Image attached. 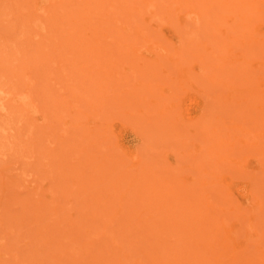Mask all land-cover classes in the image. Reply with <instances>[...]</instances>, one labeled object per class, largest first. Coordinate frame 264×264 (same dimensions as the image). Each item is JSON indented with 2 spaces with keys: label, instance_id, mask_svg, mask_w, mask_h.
I'll use <instances>...</instances> for the list:
<instances>
[{
  "label": "rangeland",
  "instance_id": "rangeland-1",
  "mask_svg": "<svg viewBox=\"0 0 264 264\" xmlns=\"http://www.w3.org/2000/svg\"><path fill=\"white\" fill-rule=\"evenodd\" d=\"M78 1L79 0L77 1L76 0H0V264H132V263L133 264H139V263L140 264H144V263L145 264H152V263L158 264L157 261L156 262L151 261L149 263L150 260H153L152 258H155V259L159 258V257H154L155 254L153 253L155 252H151L152 253L151 254L149 250L150 248H152L151 246L153 242L158 243V239H157L158 236L154 237L155 240H153L154 238H152L151 240V239H148L149 237L148 238L145 237L146 235L145 232L146 231L148 232V229H149L148 233H151L149 226H147V224L151 222L150 218L158 219V217L157 216L155 217V215L153 218L152 216L150 217V214L152 213L153 210L151 211V213L149 210L151 206H154L155 204H157V196L155 194L158 192L162 194L161 191L162 189H165L163 187H165L166 185L164 184V186H162L161 189L157 188L156 183H158L157 181H159L158 180L159 178H158L157 180H155L154 183H152L153 184L152 187H150L151 186L149 185L151 184L150 181H154L155 178L153 179L152 177H149V176H153L154 171H156L155 173L156 174L159 173L158 174L159 176H161L160 174H162L163 176L166 175L165 179H162V180L164 181L167 180L168 182L173 181L174 180L173 177L176 178L177 175L180 173H182L184 176L198 178L200 175V171H196L194 166L183 168L182 170L183 172L182 171L180 172V169H179V172H178L175 169L176 163L181 165V163L179 162V158L180 160L184 158L183 161L185 163L186 162L185 160L187 159V152L193 146L192 144L197 142L196 144L201 145V148H203L206 145V142H207L206 140H208L207 135L210 134L211 128L213 127L216 128L217 125L219 126L223 122L226 123L230 120V119L225 118V116H227L228 113L222 110L224 105H222L221 107L220 106L218 107L219 105L217 104L218 101L215 102L216 105H214L213 101H211V100H216L217 92H220V90L217 86L209 83L208 79H206V76L204 74L207 71L206 70L203 71V64H204L203 62L205 59L204 56H206L207 58L205 61H209L208 65H206L205 67L209 65L214 66V64L217 62L216 60L218 59L216 58V60H214L215 58L212 59L211 57H207V55L203 53V50L199 51L201 49L197 47V49L199 50L195 49L197 52L195 50H194L195 53L192 52L194 55L193 57L194 60L188 61V60H191L190 58H192V54L189 53L186 42L183 41L184 43L182 44V42L179 41L180 39L183 40L184 38L182 37H186V34L189 33L190 31L192 32L195 27L196 28L194 29V31H195V34L197 35L196 39L194 37L195 36L194 33H191L193 36L188 34V38L192 37V39L194 40V43L195 41L203 42V43L204 41H206L205 44L206 43L208 44L210 42L208 41V39L213 34L210 33V36H209V32L207 31L208 32L207 34V32L205 31L203 32V37H202L201 32L204 31V29L207 30L206 29L207 24L205 23L203 24L201 19L193 18L195 17L193 14L194 12L192 13L188 12L189 8L187 6H186L187 8L185 7L183 8V10L180 11V15H182L181 17L184 16V18H186L185 19L186 21L184 20L183 23L180 22L182 25L180 23H177L176 21L169 22V20H172V18L168 14H165L167 15L166 17L161 18L164 20V22L159 20L160 18L158 16L155 17L157 18L158 23L159 22L163 23L161 26V29H159L160 35H158V37L156 36V34L154 35L157 38L153 37L154 33L151 32L152 31L150 29L151 26L148 25L150 27L148 28L147 24L146 23L143 24V20L140 18V21L142 22V24L139 22L140 23L139 26L141 25L140 26L141 28L144 27L145 29L144 28L143 29L145 32L148 29L149 33L151 32L150 34H152L151 35L152 37L150 36V39L154 38L152 40H156L154 43L150 41L149 42L154 46L159 43V45L157 46L158 47L160 46V47L158 48L157 46H155L154 48H156L157 50L158 49L161 50L162 48L161 51L159 50L161 53L162 51L165 52L164 50L165 49L168 50L170 47L169 52H171V50H174L173 48L174 43L177 45L180 43L179 47L180 46L182 47V45L185 44L184 47H182L184 48L183 53L182 51L180 52L182 54L187 53V52L190 54L188 57L183 56V59L186 60V62L184 61L187 65L186 67L188 68L186 69L189 70V73L193 72L191 75L195 77V79H196V76L199 75L197 73H201V76H200L201 80L197 77L200 81L199 82L197 80V82H199L198 83L199 87L195 85L197 84V82L194 83L195 81L193 82L194 80L193 78L192 82L194 83V86L188 87L187 91H185L184 88L183 90H178L180 94L177 93V96L174 97L175 103L177 102L176 104L179 105L176 108L177 112L180 110L178 113L176 112L177 115H179V120H180L178 121L179 123L176 122L179 128L177 126H176L177 128L175 127L176 123L173 122V120L175 121V119H171L168 115L164 117V120H162L163 118L159 115V118L160 119L162 118L161 120H157V121L153 120L155 122L150 121V124H149L148 121L150 119L152 120V118L154 119V116H155L154 114L158 112L150 111V113L155 112L153 114V117L150 118L149 116H151L152 114L150 115V113H147L148 114L147 115L145 112L142 111V108H144V110L146 111L145 107L147 108L148 106L141 105L140 107L141 111H138L136 109L137 107L136 105L135 109L139 113L141 112V114L143 115V117H141L142 115L139 114L137 111H135V109L134 110L129 109V107H126V106L124 108V105L123 106L117 105L120 103L121 98L119 99L120 101L117 99L116 100L113 99L114 97H116L113 91L114 89L116 90L115 88L116 84H114L113 81L109 82L110 79L107 81L105 78L106 72L108 73V70H105V69L107 68L109 69V67L111 66H109L106 63V60L109 57L108 55L110 54H105L104 52L109 53L108 51L111 50L110 46L112 47L113 44H115L113 43L112 45H110L112 41H111V36H108V35H110V33H112V31H114L115 29L118 30L117 27H119V24H120L119 21L113 20V16L112 17L109 16V12L111 11V8L113 7V5L110 6V3L108 5L109 0H105V1L99 0L98 2H96V0H86V2L84 0H80L79 2ZM124 1H125L124 2L125 4H129L128 1L130 2L131 0H128V1L124 0ZM136 1L137 0H135L134 3L132 1L130 2V4L133 3L135 5ZM101 2L104 3L105 5L102 4ZM109 2H112V1L110 0ZM166 2H168V0H166ZM117 3L123 5L122 0H119V1L117 0L114 2V4L116 5ZM83 5L85 6L86 9H88V7L89 8L93 7L92 8L93 13L92 12L91 13L95 15L98 14L97 16L94 15V17H92L93 16L92 14L89 15L90 13H87L88 14L87 16V14L85 13V17H84V15H82L84 12L81 13L80 16H83L84 18H86V20L83 19V22L88 21L87 24L86 22L85 23L80 22L78 20V15H76L78 11L80 10L82 11ZM116 5H114V7H116L117 11L119 12L118 15L120 16L124 15V13L126 12H130V13L133 12L131 8L124 7V6H123L124 9L128 8L129 10L128 9L124 10L123 7L120 8L119 10L118 7L121 5L119 6H116ZM79 6H81L82 9L78 8L79 10L77 9L78 10L77 11L76 8ZM102 6L104 9H102ZM109 6L111 8H109ZM123 10L125 12H123ZM86 11L89 12L88 10ZM157 12L159 13V11ZM74 14L75 16H77V18L74 16ZM156 15L158 14L155 13V16ZM81 18L82 17H80V19ZM190 19L193 23L194 22L196 23H194L195 24L194 25L191 22V24L194 26L192 27L189 25L188 27L189 29H188L186 28L187 27L186 25L190 24L189 23ZM89 20L94 21L96 24L92 23V21L91 23H89ZM96 20L98 21L96 22ZM154 20H152V22H154L153 24L157 25L158 24L157 20L156 22ZM114 22L117 24H113ZM185 22H187L186 25H183ZM79 23H81L82 25ZM174 23L177 24V26ZM90 24L93 25L94 27H91ZM99 24H100V27H99ZM200 24H202L201 25L202 30H200L201 29ZM135 25L136 23L134 24V26ZM144 25L147 27H145ZM178 25L180 26V28L182 27V29H180ZM203 26H204V29H203ZM85 27H87V29ZM167 27L169 28L167 29ZM175 27H177V29ZM197 27L198 29L200 28L199 29L200 31L197 29ZM99 28L101 29V31L98 32V35L94 34V32L98 31L97 29ZM105 28L106 30H104ZM211 28L213 30V26H211ZM107 29L110 31H108ZM72 30L73 31L76 30L75 31L76 33L73 32ZM162 30L167 35L163 34V37H162L161 36ZM179 30H184V31L179 32ZM183 32L185 34H182ZM77 33L79 35H77ZM81 33H83L82 36H80ZM67 34L69 35L67 36ZM70 34H73L74 36L76 35L75 37L78 38L76 39L79 44L77 42L76 43L71 42L73 40H71L70 37H73V35H70ZM83 35H84V38L82 40L81 38L83 37ZM95 35L100 36L99 39L97 36L96 38L97 40H100L101 42L100 41L97 42ZM90 36H91L90 39H92L91 40L92 43L88 42L90 40L89 39ZM115 36H113V38ZM164 36H167L168 38L171 37V40L170 41L167 40L168 38ZM204 36L206 38L208 36V39H206ZM92 37L95 39L93 40ZM202 38L205 40L203 41ZM192 39L190 40V42L191 44H194ZM211 40H212V43L215 42V39H213V37L211 38ZM82 41L84 43V47L82 46L83 45L81 43ZM93 41H95L94 44H93ZM68 42L69 44L75 43L76 45L71 46L68 44ZM134 42L135 41H133L132 43L135 46L139 45L137 42L135 43ZM99 43H102L100 47H98ZM141 43H142L141 45L143 46L144 43L143 42ZM170 43L172 44L171 45L172 47L170 46ZM67 44L69 46H67ZM85 44L87 45V47L85 46ZM92 44L94 46H91ZM161 44L165 46H161ZM92 47L94 48L96 47L97 49L95 48L94 50L93 48L92 50ZM88 49H91V50L88 51ZM76 52H78L80 55ZM146 53L151 54V52L149 51H146ZM162 53L161 55H164ZM196 53L198 57L195 55ZM104 55L107 58L104 57ZM115 55L116 54H114L113 57H116ZM110 56L112 57V55ZM119 58H121L120 60L122 61L123 64H125V62H123L124 57L122 56ZM185 58H189V59H185ZM209 59H212L211 60L212 62L214 60L213 62L214 64ZM120 60L119 62H121ZM160 61L163 65V66L161 65V67L162 69L165 70V72L164 70L160 68L159 69L162 72L160 70L159 72L163 73V75L165 74L166 77L164 78L163 75H159L157 78L158 79L160 78V80H163V78L166 79L165 82L168 81L167 85L171 84L167 86V88L172 89L173 87L171 88V86H173L174 82L177 81V80L174 81L173 78L177 77L178 74L177 73H175L174 75L172 74L173 73L171 70L172 66H170L171 64H169L170 57L162 58ZM96 62H99V63H96ZM199 62L203 64L201 65L199 64ZM111 63L114 65L116 62L114 63L112 61ZM123 64H121V66L118 65L119 66L118 69L122 68ZM98 65L101 66L100 68L103 67L104 71L101 70L100 68L98 69L99 67ZM104 65H107V66H104ZM197 66H200V67H197ZM128 68H130V65H128ZM122 71H123V68L121 72ZM97 73L100 74L101 76L104 75L105 76V77L103 76L105 78L104 80L106 82H109L107 85H111L113 83L114 85L112 84L111 86H114V88L112 87V90H111V87L109 88L108 86L107 88L109 89H107L106 87H103V89L100 90V85L103 83L104 84L106 83L103 80V77H102V80H101V77H98ZM140 74L142 73L139 72V75ZM142 76L143 77H141V79L143 78L146 81H148V79H146L144 75ZM145 80L144 81L142 80V81L145 82ZM202 80L204 81V83ZM162 82L164 83V81ZM206 86H207V89H205ZM191 87H193V89ZM214 89H215L216 95H214L215 94ZM91 90H93L94 93ZM108 90H110L111 93H114V95L111 93L108 94L109 96L110 94L111 96L113 95V98L110 96L112 99L109 98L108 105L110 106L111 104L113 106L114 104L117 103L116 105L118 106V108L120 106V109H118L119 111L118 110L117 111L121 112L122 110H124L126 111L127 116L124 115L121 118V113L119 114L117 112L116 113L118 115L117 114L116 116L111 115L112 109L114 108L117 109V107H115L116 105H114L113 107L110 106L109 108L111 109L110 112L108 111L109 109L108 110L106 109V107L108 106L106 102V99L108 101V98L106 96L108 95H105V93ZM101 91L102 92L104 91L103 98L105 97L106 98L102 99V101H105L104 104L106 103L107 106L106 105L104 106L102 101L100 102L97 101V100H100L101 98V95H102L100 94ZM212 92H213V96L211 95ZM98 94L100 97L98 96V99H97ZM201 94H203V96ZM84 95L86 98L83 97ZM207 96L210 97L211 99L208 98ZM142 97H146V95ZM206 98L210 99V102L208 99L207 101ZM132 99L134 98L132 97ZM86 100H88L89 102ZM94 101H96L97 103L99 102L98 103V106L100 105V107L98 108L99 110L97 108L94 109L95 105L97 106V103L96 102L94 103ZM113 102H116V103L113 104ZM90 104L92 105L90 106ZM133 104L135 103L132 102V105ZM208 104H210L209 109H207V107H209ZM85 105L87 106V109H85L86 108ZM88 106L91 108L89 109ZM103 106L105 107L106 111L110 113L109 114L110 117L109 115L106 114V111L103 109L104 108ZM205 106L207 107L205 108ZM215 106H217L218 108H216ZM121 107H123L122 110H121ZM214 107L218 111L220 110L219 111L220 114L224 113V117H223V114L221 116L219 112L214 109ZM211 108L212 110H210ZM101 110L102 111L104 110V111L101 112ZM207 110L210 111L209 114L206 112ZM129 111H131L132 113L133 112L135 113L136 116L133 117V119H131L130 115L128 114ZM211 111L215 114L216 112H218L217 114H219L221 117L219 115L217 116V114L214 115ZM112 114H115V112L114 113L112 112ZM201 114H203L202 116H204L205 118H207L208 115H211V116L210 117L208 116L206 120L204 117L200 118ZM102 115H105L107 119L106 117H103ZM131 115L133 116L134 114H131ZM117 116L118 117L120 116L119 117L120 119ZM138 117L140 120L138 119ZM211 117L215 118L218 124L213 119L211 121L210 120ZM142 118H146V119H142ZM222 118L225 119L226 122L225 121L222 122ZM124 119L126 122L124 121ZM128 119L130 122L127 121ZM187 119H192V120H189L188 122ZM217 119H219L221 122ZM142 120H146V121L144 122ZM182 120H185L186 122L185 121L183 122ZM209 120L212 125L209 123ZM94 121H96L97 123L99 122V123L96 124V122L94 123ZM160 121H164L162 123V126L160 125L161 124ZM190 121H193L194 125ZM198 121H200V123H198ZM151 122H153L154 124L153 123L151 124ZM158 122L160 123L159 125H158ZM187 123H192L190 124L191 128ZM197 123L199 125L200 124L203 125L206 123V125L199 127V125L197 126ZM92 124L93 125L96 124V125L93 126ZM139 124L141 125L143 124L146 129L143 126L141 127V125ZM171 124H174L173 125L174 130L176 129V131L174 132L175 134L172 133V131L174 130L171 129L170 127ZM181 124H184L182 127L186 128V130L189 128L187 130L188 133L186 130L185 132L182 131L184 129L180 127ZM138 125L139 127H141L140 128L141 132H143L144 129L147 131V129L149 128L148 126L152 125V127L150 126L151 129L149 128L150 131L151 130L152 131L149 132V129H148L147 132L149 134H147L146 131H144V133H141L139 132L140 130H139ZM154 125H156V127L158 126V128H156ZM95 126L96 127L99 126L97 127L98 129L96 128L99 131L105 128L106 132L103 131L102 133L100 131L102 134L100 135V132L98 134L96 132L97 131L96 129H94L93 131V127ZM194 126L196 127L197 131ZM155 128L157 130L161 128V130H158V131L159 133H161L160 131H162V136L158 134ZM200 128L205 129V131L208 130L209 132L207 131L206 134H204L203 130H202L203 132L199 131ZM180 129H181V133L185 134V135L182 134L183 137L184 136L185 138L187 137L186 138L187 140L185 138L184 139L182 138L180 131H179ZM191 129H192V132H189V130L191 131ZM89 130L91 131L90 135L93 132H96V134L93 133V138H89L90 136L86 135V133L90 132ZM154 132L158 134L159 137L155 135ZM152 133H154V136L155 138L157 137V139L158 138L160 139V137L161 138L163 137L164 140L163 141L161 140L160 143L164 142V145L166 144L170 146V149L172 148V150L170 151L168 149L169 147L167 146L168 150L167 149L163 150L166 153L165 156H164V152L162 154L161 148H159L158 152L155 151L152 154L150 153L152 152L150 150L152 149L150 145L151 146L154 144L158 145L157 139L156 141L154 140L155 143L153 142L154 136L152 137ZM141 134L145 135V137L143 138L142 137L143 135L141 136ZM171 134L172 136L174 134L173 139L175 141H173ZM200 134L203 136L202 138ZM146 135L151 136L150 139L152 138V140H150V142H149V137H146ZM190 135H191V138H190ZM198 135L200 138H196L198 137ZM99 136L101 137L103 141L106 138L109 140L108 143L106 141L107 145L105 144V142L103 143L106 146L101 144L102 143L100 141L101 139H98L100 138ZM89 139H90V142L93 140L92 141L93 143H89ZM197 139L198 141H196ZM97 140L100 142L96 143L98 142ZM144 140L148 141V143L146 144ZM172 141L175 142L176 147L172 146V143H173ZM204 141L205 143H202ZM84 142L85 143L88 142L89 144L86 143L87 144L86 146L87 147L89 146L91 148L87 149V147L84 146L85 145ZM151 142H153V144H150ZM188 142H191V143L193 142V143L190 144ZM201 143L203 144V147ZM90 144L92 146H90ZM98 144L99 146L100 144L103 145V148H102L103 151L101 147L99 148ZM148 144L150 145L148 146ZM164 145L162 144V147ZM73 146H74V149H73ZM77 147L79 151L77 150ZM75 148L77 152L75 151ZM156 148L155 150L158 149ZM164 148H166V146L163 147V149ZM91 149L93 151H91ZM99 149L103 155L101 154ZM179 151H182V152H179ZM144 152L146 153L145 154L146 156L142 155L144 154ZM74 153H76L77 156ZM95 153L97 155H95ZM82 154H84L85 156L84 155L82 156ZM87 154L89 156H87ZM147 154H150L148 155L150 160H148ZM153 154H155L156 156ZM94 156L95 158L97 157L96 160H94L95 159ZM108 156L111 158L110 160L108 159L109 158ZM87 157H89V159ZM106 158L110 162H108ZM157 158L160 164L157 163L158 162ZM249 159H250L249 161L251 162V164H257L255 162L254 157H250ZM122 160L126 163V165L125 163L122 162ZM142 162H143V165L141 166L140 163ZM121 163L125 166L124 170L121 169L122 167H120L122 166L120 165ZM184 163L182 162V164ZM107 164L110 166H108ZM137 164L139 165V167L136 166ZM156 165L159 166V168L161 167V169H159ZM162 166L164 167V169ZM177 166L176 168H180L179 166L178 167ZM126 168H128V170ZM132 168L134 169V171L136 169L143 171L145 175L144 179L149 180L148 182H150L149 184L146 182V184L149 185V187L151 188L150 189L146 186L144 180H143L144 182L142 181V183L145 184V186H143L142 189L144 190L147 189L149 192L148 194L147 192L142 190V193L143 192L145 193L144 195L148 194V196H144V198L148 199V202L145 199L147 204L145 203L144 200H143L144 203L143 202L142 204L139 203V201L143 199L141 196L142 193L139 192L140 183L137 184V187L134 186L136 189L134 187L132 188L134 191H131V193L134 194L135 192L136 195L135 194L134 195H135V198L137 199V204L139 203L138 205H136L138 208L136 211L134 210L135 205H133L132 202L129 203L127 200L130 198V200L132 201L134 199L133 195L130 193V191L126 190L128 193L132 195V198L131 197L126 198L127 193L125 191V189L130 188V186L132 187L134 185L132 181L136 180L135 173L131 171L133 170ZM142 168L144 169L142 170ZM115 169H118L119 172ZM174 169H175V172H174ZM98 170H101V171H98ZM112 170H113V173L111 172ZM190 170H192L194 174L192 173V171L190 172ZM122 172L124 174H122ZM148 172H149V175H148ZM131 173L132 175H130ZM107 174L109 175L107 176ZM92 176H94V178ZM109 177H111V179H109ZM220 177H223L221 173H220ZM97 178L99 179L97 180ZM228 178H231L229 177V173H228ZM232 178H233V183H234V189L238 188L237 189L238 191L237 190L235 191L238 192L239 197H241L242 199L244 198L246 202H247V199H249V202L251 204L247 202L245 203L246 205L243 206L242 202L244 200H242L239 203L233 205L229 209L232 212L233 216L231 219L228 220L229 225L226 226V228L223 227L222 230H223V233L228 235V237H232L231 239H233L234 236L236 237L237 235L238 236L237 240L242 241L244 240V236H241L238 233H242L243 235H246L249 233H251L250 235L257 234V228H255L254 225L251 226L252 228H249V227H246L245 224H246V221L249 219V217L253 216V214L257 210V206L259 202L258 200L259 199L262 200L264 196H261L259 198H257L258 196L257 197L255 196L254 198L248 192V188L251 187L253 183L252 181H254V179L253 180H251L250 178L236 179V177H232ZM115 180H117V182ZM219 180L222 183L229 182V179L228 180L219 179ZM178 182H180V180ZM178 182L177 184L173 183V185L174 184L178 185ZM216 183L219 184L218 181ZM183 184H185V182ZM218 184L213 185V183H211V185H213L212 187H215V188ZM243 186H244V189H243ZM222 189H223V186L221 190ZM243 190H247V192ZM150 191H151V194H150ZM130 194H128V196ZM211 197H213V194ZM113 202H116V203H113ZM120 202H121V205H120ZM169 205L170 204H167L166 207H169ZM157 207L158 206L155 205V211ZM126 208L130 209L132 212L134 211V214H130L129 212L130 215L127 213L126 214L127 216H126L125 215V213L127 212L125 210ZM113 210H115V212ZM237 211H240L245 214H248V213L249 214L247 218H242L239 222V221H236V219L238 218L237 215L236 216L234 215V212H237ZM260 215H258V217H255V218L257 220H260L262 216L264 217V215L262 216ZM104 216L105 218H103ZM127 219H131L133 222L134 220H137L136 222L140 224V226L137 224L139 226V230L142 229V231L138 232L137 230L138 226L135 228L136 225L134 223L133 224L135 226H129L128 224L130 223L128 222L126 223ZM159 219L163 220V218H159ZM131 220L130 222L132 223ZM163 223H164V220H163ZM233 234H236V235L233 236ZM143 237L147 238L146 241L145 239L144 241L141 239ZM139 240H142L143 242H146V243H142V241L140 242ZM159 243L157 245H161ZM138 246L139 247L143 246L141 247V249L143 248L142 249L143 251L140 249L137 250ZM182 251L184 250H180L179 254L177 256L174 255V257L176 256L177 258L178 257L181 258L182 253H183ZM169 252L171 251H168V253H166L167 256H170ZM146 256H148V258ZM163 256H160L161 259L159 260V264H168V263L169 264H173V263L174 264H205L203 261H205L206 264H214V262L208 259H203V260L201 259V262H197L193 260H190L188 262L186 261V259L184 261H181L180 258H178L177 260L175 258L173 260L172 258L171 262H167V260H165L166 258ZM132 259L134 260V262H131L133 261ZM164 261H166L167 263ZM226 264H229V262H227Z\"/></svg>",
  "mask_w": 264,
  "mask_h": 264
},
{
  "label": "bare ground",
  "instance_id": "bare-ground-1",
  "mask_svg": "<svg viewBox=\"0 0 264 264\" xmlns=\"http://www.w3.org/2000/svg\"><path fill=\"white\" fill-rule=\"evenodd\" d=\"M84 1L86 2V0H84ZM98 1L99 0H96V2H98ZM109 1H108V5H109V3H110V6L113 5V7H114V5H116V4H114V2L117 1V0H111L112 2H109ZM132 1H133V3L135 2V0H131L130 2H132ZM124 2L125 1L122 0L123 5L117 3L116 6L121 5V6L118 7V9L120 10V8H122L123 6L124 7H128V8L132 9V11H133L132 13L126 12V13H124V15L120 16V15H118L119 12L117 11L116 7H114V8L112 7L111 8L109 6V8H111V11L109 12V16L110 17L113 16V20L114 21H119L120 24H119V27H117L118 30L115 29L114 31H112V33H110V35H108V36H111V41L112 42L110 43V45H112L113 43H115V44H113L112 47L110 46L111 50L108 49V50H110V51H108L109 53L104 52L105 54L112 55V57L110 55H108L109 57L106 60L107 57L104 55V57H106L105 58L106 63L109 66H111V67H109V69L108 68L105 69V70H108V73L105 71L106 72V75H105L106 77L103 75V73H102V75L106 78L107 81L110 79L109 82L113 81V83L116 84L115 85L116 90L115 89L113 90L116 97L113 98L114 93H111L110 90H108L105 93V95H108L109 93L113 94L112 96L110 94V96L114 100H116V99L119 100L121 98L120 99L121 101L119 100L120 103L118 101L119 104L116 103L117 101L113 102V104L116 103L117 105H121V106L124 105V108L126 106V107H129V109H133V110L135 109V107L137 105L136 109L138 111H141V109H140L141 105L148 106L147 107L148 109L145 107L146 111L144 110V108H142V111L145 112L146 114L150 113V111L158 112V113L154 112L155 114L152 113V112L150 113V115L152 114L151 116H149L150 118L153 117V114L155 116H154V119L152 118V120L150 119L148 121L149 124H150V121H153V120L157 121V120H161L162 118H163L162 120H164V117L166 115H168L171 119H175V121L173 120L174 123H176V122L179 123L178 121H180V120H179V115H177V113L180 110L178 109L179 111L177 112L176 108L179 105L176 104L177 102L175 103L174 97L177 96V93H179L178 90H183V88H184V90L187 91L188 87L194 86V83H196L197 80L199 81V79L201 78L200 77L201 73H197L199 75L196 76V79H195V77H193L191 75L193 72L189 73V70H187L188 68L186 67L187 65L185 63L186 60L183 59V56L184 57H188L190 55L189 53H191L192 54V58H193L194 55H193L192 52H194V50L197 49V47H199L201 50H199V49H197V50H199V51L203 50V53L205 55H207V57H211L212 59L215 58L214 60H216V58L218 59V60H216L217 62L215 61L216 62L215 64L213 63L214 60L212 62L211 61L212 59H209L214 64V66L209 65V66L205 67L206 65H208L209 61H205L207 58H206V56H204V58H205L204 62H203L204 64L200 63V62H199V64H201V65L203 64V71H205V70L207 71L204 74L206 76V79H208L209 83L212 84V85L217 86L219 88V90H220V92H217L216 100H211V101H213L214 105H216L215 102L218 101L217 102V104H219L218 107L219 106L221 107L222 105H224L222 110L225 111L226 113H228L227 116H225V118L230 119L228 122H226L225 119L222 118V122L225 121L226 123L223 122L224 123V124L222 123L223 125L221 124L219 126L217 125L218 127L216 126V128L215 127L211 128L210 134L207 133L208 137L205 135L208 138V140H206L207 141L206 145L203 147V144H202V143H205V141L201 143L203 148H201V145L196 144L197 142L194 143V144H192L193 142L192 143L188 142V143L192 144L193 146L187 152V159L185 158L186 159L185 163L183 161V159H184L183 157H181V158H183L181 160L178 157L179 158V162L181 163L182 166L179 165L178 163H176V166L178 164V166L180 168H176V166H175V169L178 172H179V169H180V172H181L183 170V168H185V167H193L194 166L196 171H200V175H199L198 178L190 177V176H184L182 173H180V174H178L179 176L177 175L176 178L173 177V179H174L173 181H169L168 182L167 180H165V181L162 180V179H165L166 175L163 176L162 174H160L161 176H159L158 175L159 173L156 174L155 173L156 171L153 170L155 176L153 175V176H149V177H152L153 179L154 178L155 179H154V181H150L151 184H149L150 183V182H148L149 180H145L144 179L145 175H144L143 171H140V170H137V169L134 171V169L132 168L133 170H131V171L133 173H135L136 180L132 181V183L134 185L132 187L130 186V188L125 189V191L127 190V191H130V193H131V191H134L132 188L134 186L137 187V184L140 183V185H139L140 190L138 188L137 189L139 190V192L142 193V190H144L142 188H143V186H145L146 182L149 185H151L150 187H152V185H153L152 183H154L155 180H157L158 178H159L158 179L159 181H157L158 183H156V185H157L156 187L157 188L161 189L162 186H164V184L166 185L165 187H163L165 189H162V191H161L162 194H160V192H158L155 189L158 192V193L155 192L156 193L155 195L157 196V204H155V205L158 206L157 207L158 209L156 208V211H155V205L151 206V207L148 206V207H150V210H149L150 213L153 210L151 214L149 213L150 217L152 216V218H153L154 215H155V217L157 216L158 219L157 218L156 219L155 218L151 219L149 217L151 222L148 223L147 226H149L151 233H148L149 232V229H148V232L146 231L147 233L144 231L145 234H146V235L145 234L144 235L147 238L149 237L148 239H151V240L155 236H158L157 237L158 243L160 242L159 244H161V245H157L158 244L157 242L156 243L155 242L152 243V246H151L152 248L149 249L150 253L151 252H155V253H153V254H155L154 257H159V258L158 259L152 258L153 260H150V261L148 260L149 263L151 261L152 262L153 261H155V262L157 261V263L159 264V260L161 259L160 256H163V255H164L163 257L166 258L165 260H167V262H171L172 258H173V260H174V258L177 260L178 258H180V257H178V258L176 257L179 254L180 250H184V251H182L183 252L182 256L180 254L181 261H184L186 259V261H188V262L190 260L201 262V259L202 260L203 259H208V260H211L212 262H214V264H226L227 262H229V264H264V217L262 216V215H264V198L262 200L261 199H259V200L257 199L259 201L258 202V206H257V210L255 211L253 216L249 217V219L246 221V224H245L246 227H249V228H252L251 226L254 225L255 228H257V234L250 235L251 233H249V234L243 235L242 233H238L241 236H244V240L238 241L237 240L238 236L236 234H233V236L236 235V237L234 236V238L231 239L232 237H228V235L223 233V230H222L223 227L226 228V226L229 225L228 224V222H229L228 220L231 219L232 216H233L232 212L229 209L233 205H235V204L239 203L240 201L244 200V198L242 199L241 197H239V194L237 192L238 188L234 189V183H233V178L232 177H236V179H241V178L242 179L250 178L251 180L254 179V181H252L253 183H252L251 187L248 188V192L254 198H255V196L256 197L258 196L257 198H259L261 196H264V0H168V2H166V0H137L136 1L137 5L136 4L134 5L133 3L130 4L129 1H128L129 4H125ZM102 4H104V3H102ZM102 4H100V5H102ZM186 6L189 8L188 12H191V13L194 12L193 14H194L195 17H193V18L201 19L203 24L204 23L207 24V28L205 27L207 30L204 29L205 25L203 26L204 31L201 32L202 33V37H203V32H205V31L207 32L208 31L209 32V36H210V33L213 34L211 36L213 37V39H215V42L212 43V40H211L212 37L211 36H210L209 39H208V36H207V38L204 36L206 39H208V41H210L208 44L207 43L205 44L206 41H204L205 39H203V38H202V40L204 41V43L203 42H196V41L194 43V40L192 39V37L188 38V34L192 35L191 33H194L195 39H196V36H197L195 34V31H194V29L196 27L194 29L192 28L195 25L194 23H196V22L193 23L191 21V19H190V22H189L190 24L186 25L187 22H185L183 25H186L187 27L184 26L186 28H188L189 25L192 26L191 28L193 29V31L191 32L189 30L190 32L186 34V37H182L181 36L184 39L183 40L182 39L179 40L180 42H182V44L184 43L183 41L186 42V45L188 46L189 53L187 52V53L182 54L183 51H184L183 50L184 48H182V47H184L185 44L182 45V47L181 46L179 47L180 43L178 45L174 43L173 44L174 50H171V52H169V50H170V47H169L168 50L167 49L164 50L165 52L162 51L163 53L162 52L161 53L164 54V55H161L160 51L162 50V48H161V50L160 49L157 50L156 48H154L155 46L159 45V43L157 45H155V46L150 43V42L154 43L156 41V40H152V39L157 38L158 35H160L159 29H161V26L163 24L162 22L158 23V20L155 17L158 16L160 18L159 20L164 22V20L161 19V18L166 17L167 15H165V14H168L172 18V20H169V22L170 21L171 22L172 21H176L177 23H180V22L183 23L186 18H184V16L181 17L182 15H180V11L183 10V8H185ZM90 7H91V5H90ZM124 7H123V9H124ZM78 8H81V6L77 7L76 10ZM84 8H85V6L83 5V9ZM92 8H89V7H88V9L85 8L84 11L81 8L82 9V11L80 10L81 12L78 11L79 10L78 9L77 11L79 13L75 12L76 15H78V20L80 22H82V23H85L86 21L83 22V19L86 20V18H84L85 17V13L86 14L90 13L89 15H91L93 13L92 12V10H93ZM128 8H125V9H128ZM90 9H91V11H90ZM102 9H104L103 6H102ZM86 10H88L89 12H87ZM124 10H123V12H125ZM157 11H159V13ZM182 12H184V11H182ZM81 13H83L82 15H84V17L80 16ZM155 13L158 14V15L155 16ZM185 13H187V12H185ZM145 14H147V15H145ZM92 15H93L92 17H94L95 14H92ZM97 15H95V16H97ZM74 16H75V14H74ZM79 16L82 17L81 18L82 20L80 19ZM87 16H88V14H87ZM75 17L77 18V16H75ZM104 17H106V16H104ZM140 18L143 20V24L146 23L147 26L148 25L151 26V28L149 26H148V28H150L152 30V31L150 30L152 33H154L153 34L154 38L150 39V36L152 35V34H150L151 32L149 33L148 29L145 32L144 31L145 28L143 27L144 28L143 29V28L140 27L141 25L139 26L140 23L142 24V22L140 21ZM93 19H95V18H93ZM154 19L157 20V23H158L157 25L153 24L154 22H152V20H154ZM92 20H89V23H91ZM156 20H154V21L156 22ZM166 20H168V19H166ZM97 21L98 20H96V22ZM87 22H86V24H87ZM134 22L136 23L135 26H134V24H135ZM191 22L194 25H192ZM92 23H95V22L92 21ZM79 24H81V23H79ZM113 24H117V23L114 22ZM198 24H199V22H198ZM175 25L177 26V24H175ZM201 25L202 24H200V27H201V29L199 28L200 30H202V26ZM110 26H112V25H110ZM147 26H145V27H147ZM211 26H213V30H212ZM91 27H94V26L91 25ZM99 27H100V24H99ZM102 27H101V29H102ZM85 28L87 29V27H85ZM112 28H114V27H112ZM168 28L169 27H167V29ZM175 28L177 29V27H175ZM179 28H180V26H179ZM71 29H72V27H71ZM101 29L100 28L97 29L98 31L94 32V34L98 35V32L101 31ZM180 29H182V27ZM197 29H198V27H197ZM104 30H106V28ZM172 30H174V29H172ZM184 30H179V32L180 31L182 32ZM75 31H73V32H75ZM108 31H110V30H108ZM173 32H175V31H173ZM173 32H171V33H173ZM208 32H207V34H208ZM171 33H169V34H171ZM82 34L83 33H81L80 36H82ZM155 34H156L157 37L154 36ZM161 34H162L161 36L163 37V34H165L163 30L161 31ZM179 34H181V33H179ZM182 34H185V33L183 32ZM68 35L69 34H67V36ZM70 35H73V34H70ZM77 35H79V34L77 33ZM97 35H95V38H96ZM112 35L113 36L116 35V36L113 38ZM165 35H167V34H165ZM205 35H206V33H205ZM75 36L73 35V37H70L71 40H73V41H71L72 43L73 42H75V43L77 42L78 38L75 37ZM80 36H79V38H80ZM183 36H185V35H183ZM97 37L99 39L100 36H97ZM164 37L168 38L167 36H164ZM83 38H84V35H83V37L81 39L83 40ZM90 38H91V36L89 37V39ZM95 38H93V40ZM89 39H87V40H89ZM191 39L193 40L194 44H191V42H190ZM91 40L92 39H90L88 42L92 43ZM96 40H97V38H96ZM108 40H110V39H108ZM167 40L170 41L171 37L168 38ZM98 41H100V40H97V42ZM133 41L137 42L139 45L142 44L141 42H143L144 44H143V46L142 45L141 46H139V45L135 46L132 43ZM94 42L95 41H93V44H94ZM72 43L69 44V42H68V44L71 45V46L76 45L75 43L74 44H72ZM81 43L83 44L82 46L84 47L83 41ZM68 44H67V46H69ZM93 44L91 46H94ZM101 44L102 43H99L98 47H100ZM171 45L172 44L170 43V46ZM195 45H196V47H195ZM85 46L87 47L86 44H85ZM161 46H165V45L161 44ZM166 47H167V45H166ZM93 48L94 47H92V50H93ZM95 48H94V50H95ZM78 49H80V48H78ZM90 50L91 49H88V51H90ZM106 50H107V48H106ZM146 51L151 52V54H147ZM180 51H182V53ZM76 53H78V52H76ZM114 54H116L115 55L116 57H113ZM69 55H71V54H69ZM195 55L197 56V53ZM122 56L124 57V59H123L124 61L123 62H125V64H123L122 61L120 60L121 58H119V57H122ZM165 57H170L169 64H171L170 66H172V69L170 67V69L173 72L172 74L173 75L175 73L178 74L177 77L173 78L174 81L175 80H177V81L174 82L173 86H171V88L173 87L172 89H170V88L168 89L167 88V86H169L171 84L167 85L168 81L165 82L166 79H164L166 76H165V74L163 75V73H161L162 71L160 70V69H162V67H161L162 63H161L160 60L162 58H165ZM95 58H97V57H95ZM192 58H190L191 60H188V61L194 60V58L193 59ZM185 59H189V58H185ZM119 60L121 62H119ZM112 61L114 63L115 62L116 63L113 65L111 63ZM96 63H99V62H96ZM183 63H185V64H183ZM121 64H123L122 65V68H123L122 72H121L122 68L118 69V67L121 66ZM126 64L130 65L131 69L128 68V65H126ZM188 64H190V63H188ZM104 66H107V65H104ZM112 66H113V68H112ZM200 66H197V67H200ZM100 67L101 66H99L98 69ZM168 68H169V66H168ZM100 69L104 71L103 67L100 68ZM211 69H212V71H211ZM159 70L161 72H159ZM162 70H164V69H162ZM139 72H141L142 74L139 75ZM164 72H165V70H164ZM142 75H144V77H146V79H148V81H146L143 78L141 79V77H143ZM159 75H163V77H164L163 80H160V78L159 79L157 78ZM67 76H68V74H67ZM103 76L98 74V77H101V80H102ZM167 76H168V74H167ZM202 76H203V74H202ZM104 77H103V80L105 79ZM161 78H162V76H161ZM193 78H194V80H193ZM111 79H113V80H111ZM142 80L143 81L145 80V82H143ZM192 80H193V82L194 81L195 82L193 83ZM162 81H164V83ZM109 82L105 81L106 84H104V83H103L104 85L101 84L100 85V90H102L103 87L107 88L108 86H109V88L111 87V90H112V87L114 88V86H111L113 83L111 85H107ZM199 82H197V84H195V85L198 86ZM203 83H204V81H203ZM203 83H201V84H203ZM127 84H128V86H127ZM205 84H206V82H205ZM202 87H203V85H202ZM109 88H107V89H109ZM191 88L193 89V87H191ZM205 89H207V86L205 87ZM205 89H204V91H205ZM93 90H95V89H93ZM93 90H91V91H93ZM104 91H105V89H104ZM104 91L100 92V94H102V95H101L100 100H97V101L100 102V101H102V99H105L107 97L108 101L106 99V102H107V105H108L109 104V98H111V97L108 95L105 98H103ZM115 91H117V92H115ZM214 92H215V89H214ZM93 93H94V91H93ZM198 94H200V93H198ZM203 94H201V95L203 96ZM145 95H146V97H142V96H145ZM211 95L213 96V92H212ZM214 95H216V92H215ZM98 96H99V94L97 95V99H98ZM83 97H85V95ZM132 97L134 99H132ZM208 98H210V97H208ZM208 98H206V100ZM128 99H129V101H128ZM210 99H208L209 102H210ZM114 100H112V101H114ZM86 101H88V100H86ZM130 101H131V103H130ZM95 102L96 101H94V103ZM104 102L105 101H102L103 104H104ZM132 102L135 103V104L132 105ZM98 103H97V106L96 105H95V107L93 106L94 109L95 108L98 109L100 107V105L98 106ZM116 104H114V105H116ZM210 104H208L209 107L205 106V108L207 107V109H209L210 108ZM91 105L92 104H90V106ZM105 105H106V103L104 104V106ZM117 105L115 106V107H117V109H115V108L112 109V112L113 113L115 112V114H112V112H111V115L116 116L117 113H119V114L121 113V118H122L124 115H126V111L122 110L123 107H121L122 111L118 112L119 111L118 109H120V106L118 108ZM108 106L106 107L107 110L112 105L110 104V106L109 107ZM211 107H213V106H211ZM215 107L218 108L217 106H215ZM215 107H214V109L216 111H218ZM90 108L91 107H89V109ZM198 108H199V106H198ZM85 109H87V106H86ZM103 109L106 111L105 107ZM136 109H135V111H137ZM91 110H93V109H91ZM126 110H127V108H126ZM202 110H203V108H202ZM210 110H212V108ZM215 110H214V112H215ZM103 111L101 110V112H103ZM108 111L110 112L111 109H109ZM108 111H106L107 115L110 114V113H108ZM223 111H221V112H223ZM206 112L208 114L210 113L209 110H207ZM218 112H216V114ZM122 113H123V115H122ZM130 113L134 114V115L132 116ZM128 114L130 115L131 119H133V117L136 116L135 113L134 112L132 113L131 111H129ZM139 114H141V112ZM213 114L216 115L215 113H213ZM219 114H220V112H219ZM219 114H217V116ZM222 114H223V117H224V113H221L220 115L222 116ZM105 115H102V116L106 117L107 115L106 116ZM129 115H128V117H129ZM159 115L162 117L161 119L159 118ZM193 115H194V113H193ZM202 115L203 114H201L200 118L204 117ZM98 116H99V114H98ZM208 116L210 117L211 115H208ZM208 116H207V118H208ZM109 117H110V115H109ZM141 117H143V115ZM212 117L210 118V120L212 121V119H213L216 122L215 118H212ZM85 118H86V116H85ZM146 118H142V119H146ZM207 118H205V119L207 120ZM216 118H218V117H216ZM77 119H79V118H77ZM106 119H107V117H106ZM138 119H139V117H138ZM99 120H101V119H99ZM110 120H111V118H110ZM187 120L189 122V120H192V119H187ZM210 120H209V123H210ZM217 120H219V119H217ZM124 121H125V119H124ZM127 121H129V119ZM131 121H133V120H131ZM142 121L145 122L146 120H142ZM155 121H153V122H155ZM182 121L184 122L185 120H182ZM95 122L96 121H94V123ZM153 122H151V124ZM163 122L164 121H160L161 124L158 122V125L160 124L162 126ZM190 122L193 123V121H190ZM98 123L96 122V124H98ZM177 123L175 124V127L176 126L178 127ZM180 123H182V122H180ZM192 123H187V124L190 126V124H192ZM198 123H200V121H198ZM198 123H197V126L199 125ZM201 123H203V122H201ZM206 123L203 124V125L205 126ZM216 123L218 124V122H216ZM96 124H94V125H96ZM184 124H181L180 127H182ZM69 125H70V123H69ZM139 125H141V124H139ZM139 125H138V127H139ZM173 125L174 124H171V126H170L172 130H174ZM193 125H194V123H193ZM203 125L200 124L199 127L203 126ZM142 126L144 127L143 124L141 125V127ZM150 126L152 127V125H150ZM150 126H148V127L150 128ZM154 126L156 127V125H154ZM84 127H85V125H84ZM97 127H99V126H97ZM97 127L96 126L93 127V131ZM141 127H139V130H140ZM156 128H158V126ZM190 128H191V126H190ZM145 129H144V131H146ZM148 129H147V131H148ZM150 129H149V132L152 131V130L150 131ZM182 129H184L182 131L185 132L186 128L182 127ZM195 129H196V127H195ZM158 130H161V128L158 129ZM158 130H157L158 134H160V136H162V131H160L161 133H159ZM202 130L204 131V134H206V132L208 131V130L205 131V129H201V128L199 129V131H202ZM100 131L102 133H103V131L106 132L105 128H103V130H100ZM100 131L97 130L96 132L99 134ZM144 131L141 132V130H140L139 132L144 133ZM147 131H146V133L149 134ZM153 131H155V130H153ZM175 131H176V129L174 131H172V133H174ZM179 131H180V134H181L182 138L184 139L185 136L183 137V135H185V134L181 133V129ZM196 131H197V129H196ZM199 131H198V133H199ZM96 132H93V133L96 134ZM101 132H100V135L102 134ZM189 132H192V129H191V131L189 130ZM90 133H91V131L89 133H86V135L90 136L89 138H93V133L91 135H90ZM154 133H152V137L154 136ZM187 133H188V131H187ZM194 133H196V132H194ZM158 134L155 133V135H157L159 137ZM174 134H173V136H174ZM142 135L143 134H141V136ZM191 135H190V138H191ZM102 136H104V135H102ZM173 136L171 134L172 139H173ZM200 136H201V138L203 137L201 134H200ZM94 137H95V135H94ZM142 137L144 138L145 135H143ZM146 137H149V142H150V140H152V138L150 139L151 136L146 135ZM154 138H155V136H154ZM154 138H153V142L155 143L157 137L155 139ZM196 138H200L199 135ZM95 139H96V137H95ZM98 139H101V137L98 138ZM192 139H194V138H192ZM161 140L162 141L164 140L163 137L162 138L160 137V139L159 138L157 139L158 145L154 144V145L151 146L150 144H153V142L148 144V146L150 145V147H152V149H150L152 151V152H150L151 154L154 153L155 151L158 152L159 148L162 149V151L160 149L162 154L164 152L163 150H166L168 147H169L168 149L170 151L172 150V148L170 149V146H168L166 144L164 145V142L163 143L161 142L164 145L163 147L166 146V148L163 149L162 144L160 143ZM92 141L90 142V139H89V143H93ZM100 141L102 142L101 144H103L104 142L106 144V141H107V143L109 142V140L107 138L104 141L102 139ZM100 141H98L96 143H99ZM173 141H175V140L173 139ZM196 141H198V139ZM157 142H156V144H157ZM86 143L89 144L88 142H86ZM86 143L84 145L85 147H87ZM145 143L147 144L148 141H145ZM145 143H143V144H145ZM173 143H172V146L176 147L175 142H173ZM101 144H100V146L98 144L99 148L101 147V149L103 148V145L104 146L107 145V144L106 145L105 144L101 145ZM90 146H92V145L90 144ZM153 146H154V148H153ZM75 147H76V145H75ZM88 148H91V147L88 146L87 149ZM155 148L157 150H155ZM73 149H74V146H73ZM110 149H108V150H110ZM77 150L79 151L78 147H77ZM77 150L75 148L76 152H77ZM85 150H86V148H85ZM85 150H83V151H85ZM180 150H182V149H180ZM91 151H93V150L91 149ZM94 151H95V149H94ZM99 151H100V149H99ZM102 151H103V149H102ZM72 152H74V151H72ZM104 152H105V150H104ZM179 152H182V151H179ZM96 153H95V155H97ZM74 154L76 155V153H74ZM101 154H102V152H101ZM145 154L146 153L144 152V154H142V155L144 156ZM165 154L166 153L164 152V156H165ZM83 155L84 154H82V156ZM148 155H150V154H147L148 160H150ZM153 155H155V154H153ZM182 155H180V156H182ZM87 156H89V155L87 154ZM185 157H186V155H185ZM250 157H254L255 158V162L257 164H251V162L249 161ZM87 158L89 159V157H87ZM90 158H92V157H90ZM94 158H95V156H94ZM96 158L94 160H96ZM108 159L110 160L111 158L109 157ZM108 159H107V161H108ZM139 159H141V158H139ZM157 160H158V158H157ZM252 160H254V159H252ZM84 162H85V160H84ZM108 162H110V161H108ZM122 162L125 163L123 160H122ZM167 162H166V164H167ZM182 162L184 164H182ZM157 163H159V160H158ZM170 163H172V162H170ZM138 164L136 166L139 167ZM140 164L142 166L143 162L140 163ZM120 165H122V166H120ZM120 165L119 166L122 167L121 169L124 170L125 166L122 163ZM125 165H126V163H125ZM151 165H153V164H151ZM108 166H110V165H108ZM157 167L159 168V166H157ZM126 169L128 170V168H126ZM138 169H140V168H138ZM143 169L144 168H142V170ZM159 169H161V167ZM163 169H164V167H163ZM171 169H173V168H171ZM175 169H174V172H175ZM115 170L118 171V169H115ZM98 171H101V170H98ZM186 171H188V170H186ZM191 171L192 170H190V172ZM111 172L113 173V170ZM102 173H104V172H102ZM192 173L194 174L193 171H192ZM220 173H221V175H223V177H220ZM228 173H229V177H231V178H228ZM122 174H124V173L122 172ZM108 175L109 174H107V176ZM114 175H115V173H114ZM130 175H132V173ZM148 175H149V172H148ZM92 177L94 178V176H92ZM160 177H161V179H160ZM98 179L99 178H97V180ZM109 179H111V177H109ZM219 179H227V180L229 179V182L222 183ZM129 180H131V179H129ZM143 180L145 181V184L142 183ZM168 180H169V178H168ZM175 180H176V182H175ZM177 180L178 181L180 180V182H178ZM115 181L117 182V180H115ZM119 181H120V179H119ZM160 181L161 182L163 181V182L161 183ZM217 181L219 182V184L216 183ZM177 182H178V185H175V184H177ZM184 182H185V184H183ZM240 182H241V180H240ZM173 183H175V184L173 185ZM211 183H213V185H216V184H218V185L215 188V187H212L213 185H211ZM108 184H110V183H108ZM116 184H118V183H116ZM149 185L146 184V186L148 188H150ZM222 186H223V189L221 190ZM243 189H244V186H243ZM235 190H237V191H235ZM127 191H126V193H127L126 194V198L127 197L128 198L129 197L132 198V195H133V198L135 199V200L133 199L134 201L133 200L131 201L130 198H129V199H127L128 202L129 203L132 202L133 205H135V206L138 205L139 203H141V204H142V202L144 203V201L146 199V198H144V196H148V194H149L148 190L145 189L144 191L147 192L148 194L146 193L147 195H144L145 193L143 192L141 194L143 199H141L139 201V203L137 204V199L135 198V195H136L135 192H134L135 195L132 194V193H131L132 194L131 195ZM243 191L247 192V190H243ZM123 192H124V190H123ZM239 192H240V190H239ZM137 193H138V191H137ZM128 194H130V195L128 196ZM150 194H151V191H150ZM212 194H213V197H211ZM242 194H244V193H242ZM146 200L148 202V199H146ZM154 200H156V199H154ZM135 202H136V204H135ZM247 202L250 203L249 199H247ZM247 202H246V200H244L242 202V205L245 206L246 205L245 203H247ZM113 203H116V202H113ZM145 203H146V201H145ZM151 203H150V205H151ZM167 204H170L169 207H166ZM120 205H121V202H120ZM133 205H132V207H133ZM135 206H134V210L136 211L138 208H137V206L136 207ZM129 208H131V207H129ZM127 209L128 208L125 209L127 211L125 213V215L127 213L129 214V212H130V214H134V211L132 212L130 209H128V210ZM113 211L115 212V210H113ZM248 214L242 213L240 211L234 212V215L235 216L237 215V217H238L236 219V221H239V222H240V220L242 218H247ZM111 215H113V214H111ZM258 215L262 216V218L260 220H257L255 218V217H258ZM109 217H111V216H109ZM103 218H105V216ZM107 218H108V216H107ZM159 218H163L164 223H163V220H160ZM130 220L131 219H127V221H126V223L128 222V223L132 224V225L128 224L129 226H135L136 225L135 228L138 225L140 226V224L136 222L137 220H134V222L131 220L132 223L130 222ZM140 222H142V221H140ZM139 226L137 227L138 232L142 231V229L139 230ZM237 227H239V226H237ZM241 228H242V226H241ZM144 230H145V228H144ZM234 233H236V232H234ZM145 237H143L141 239L143 241L145 239V241H146L147 238H145ZM211 238H213V239H211ZM142 240H139V241L141 242ZM153 240H155V238ZM143 241H142V243H146V242H143ZM141 247H143V246H140V247L138 246L137 250H139V249L142 250L143 248L141 249ZM168 251H171V252H169L170 256H167V254H166V253H168ZM174 255H176V256L174 257ZM129 257H130V255H129ZM137 257H139V256H137ZM137 257H136V259H137ZM146 257L148 258V256H146ZM131 262H134V260L131 261ZM145 262H146V260H145ZM164 262H166V261H164ZM203 262L206 264L205 261H203ZM152 264H154V263H152Z\"/></svg>",
  "mask_w": 264,
  "mask_h": 264
}]
</instances>
